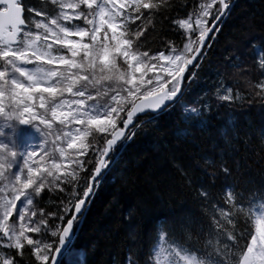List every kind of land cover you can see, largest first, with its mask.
<instances>
[{"label":"snow or ice","instance_id":"1","mask_svg":"<svg viewBox=\"0 0 264 264\" xmlns=\"http://www.w3.org/2000/svg\"><path fill=\"white\" fill-rule=\"evenodd\" d=\"M39 3L27 7L25 18L23 0H0V241L5 242L0 246L17 256L27 246L37 264H59L57 256L71 246L75 225L111 163L110 153L131 138L127 130L134 117L161 110L178 97L185 73L199 66L193 62L219 30L231 0L200 3L186 18L174 20L187 42L180 48L169 42L167 54H150L142 37L171 0ZM258 67L264 71V57ZM256 87L264 96V79ZM232 92L225 89L219 99H240ZM96 134L104 147L86 162L95 151L90 140ZM32 138L40 142L29 144ZM86 163L93 165L91 175L81 177ZM81 179L85 183L77 191L74 182ZM62 185L72 186L73 197L61 202L62 214L36 219L38 212L30 210L34 199L53 186L64 191ZM201 196L208 199L209 193ZM242 199L229 188L223 197L227 207L211 203L215 239L206 241V251L170 239L162 226L146 264H264V194H250L247 204ZM48 216L61 221L50 232L58 238L51 242L40 238L50 227ZM0 264H17L16 257L0 252ZM128 264L137 261L129 257Z\"/></svg>","mask_w":264,"mask_h":264},{"label":"trees","instance_id":"2","mask_svg":"<svg viewBox=\"0 0 264 264\" xmlns=\"http://www.w3.org/2000/svg\"><path fill=\"white\" fill-rule=\"evenodd\" d=\"M208 1L171 0L142 37L145 49L167 54L169 42L182 47L187 42L185 30L173 21L186 18ZM31 2L41 7L39 0ZM218 29L198 58L199 66L186 73L182 97L162 113L139 115L128 132L131 138L112 152L101 183L75 225L69 248L82 255L80 264H128L129 257L146 264L162 226L170 239L206 251V241L215 239L211 217L216 213L211 203L227 207L223 197L229 188L242 193L244 204L250 194H264V96L256 94V84L264 79L258 67L264 57V0H231ZM228 88L240 99H219ZM90 143L95 151L84 157L86 162L95 160L104 138L96 134ZM92 166L86 163L88 171L80 176L91 175ZM74 183L80 191L85 181ZM62 187L64 191L46 188L34 199L30 210L38 212L36 219L47 213L62 214L61 202L73 198L72 186ZM202 191L209 193L208 199ZM57 217H47L50 227L40 237L45 242L58 239L50 235L61 224ZM238 227L245 225L240 222ZM0 252L15 256L17 264H37L27 246L23 256L2 246ZM67 263L63 256L59 264Z\"/></svg>","mask_w":264,"mask_h":264},{"label":"water","instance_id":"3","mask_svg":"<svg viewBox=\"0 0 264 264\" xmlns=\"http://www.w3.org/2000/svg\"><path fill=\"white\" fill-rule=\"evenodd\" d=\"M224 17H225V15L223 16V18L218 22V25L221 23V21L224 19ZM213 34V33H212ZM212 34H210V36L212 35ZM209 40V39H208ZM208 40L206 41V45H207V43H208ZM206 45H205V47H206ZM204 47V48H205ZM203 48V49H204ZM203 49H202V51H203ZM202 51H201V53H202ZM201 55V54H200ZM199 55V56H200ZM198 56V57H199ZM196 62H197V60L196 61H194L193 63H194V65L196 64ZM192 66H189V69L191 68ZM187 73V72H186ZM186 73H185V76H186ZM184 83H185V78H184V80L182 81V91H183V87H184ZM182 91H181V93H182ZM181 93L178 95V97L173 101V102H169V103H167V107H165V108H163V109H161V110H157V111H152V110H146L145 112H142V113H139L136 117H138L139 115H145V114H148V113H151V114H159V113H162L163 111H165L170 105H172L179 97H180V95H181ZM136 117H134V120H133V123L129 126V128H128V130H127V134H128V131H129V129H131L135 124H136ZM123 141V140H122ZM121 141V142H122ZM119 145V144H118ZM118 147V146H117ZM111 154H112V152L110 153V156H111ZM104 173V172H103ZM103 175V174H102ZM102 175L99 177V180L101 179V177H102ZM101 181V180H100ZM100 181H99V183H100ZM98 183V184H99ZM93 194H94V191H93V193H92V195H91V197L93 196ZM91 197L88 199V202H87V204H86V206H85V208H84V211L82 212V214L80 215V217H82L84 214H85V212H86V210H87V207H88V204H89V201H90V199H91ZM79 217V218H80ZM83 220V219H82ZM75 236H76V233L74 234V236L72 237V240L75 238ZM65 251H66V249L61 253V254H59L58 256H57V259H58V262L60 263V260H61V258H62V256L64 255V253H65Z\"/></svg>","mask_w":264,"mask_h":264},{"label":"rangeland","instance_id":"4","mask_svg":"<svg viewBox=\"0 0 264 264\" xmlns=\"http://www.w3.org/2000/svg\"><path fill=\"white\" fill-rule=\"evenodd\" d=\"M28 2L32 3L31 1H28ZM208 2H210V0ZM39 142H40L39 138H32V139H29L28 141L29 144H37ZM65 257H67V262H68L67 264H77V263L80 264L82 255L79 252H76L75 250L68 248V250L64 254V258Z\"/></svg>","mask_w":264,"mask_h":264}]
</instances>
